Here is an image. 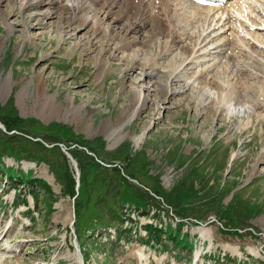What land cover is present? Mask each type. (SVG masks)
Segmentation results:
<instances>
[{
  "label": "rangeland",
  "instance_id": "1",
  "mask_svg": "<svg viewBox=\"0 0 264 264\" xmlns=\"http://www.w3.org/2000/svg\"><path fill=\"white\" fill-rule=\"evenodd\" d=\"M34 1L0 0V118L12 130L29 132L6 133L11 129L0 119L5 127H0V261L77 264L69 227L74 205L84 264H264V161L259 162L264 156V107L255 104L264 103V62L246 60L242 74L233 58L227 60L214 48L203 56L221 35L201 43L196 63L188 64L185 59L200 48L195 47L197 36L190 35L200 32L199 23L184 34L175 32L159 14L151 16V8L147 17L143 12L148 22L138 32L128 31L127 24L138 25L141 18L138 0H121L119 6L84 0L87 10L72 26L83 15L89 22L71 31L75 39L66 34L63 16L69 14L60 7L72 6L74 0L32 7ZM106 7L114 12L109 18ZM48 8L53 17L36 25ZM121 13L124 19L114 30L113 18ZM82 37L83 43H98L91 54L85 47L71 53ZM126 37L134 43L116 50ZM108 41L112 48L105 61L114 53L117 58L100 76L102 69L89 58L96 59ZM134 55L138 68L129 75L131 81L120 68ZM149 59L154 71L145 63ZM181 64L173 87L179 91L193 83L171 95L166 80L171 77L172 82ZM146 70L155 73L147 76ZM131 87L156 99L124 124V109L135 104ZM28 139L64 144L78 169L60 147L44 153ZM99 161L118 170L97 168ZM12 176L21 180L4 182ZM33 186L40 193V210L19 212L10 193L16 192L19 203L25 194L33 208L32 198L39 195L28 193ZM175 217L182 222L177 224ZM202 229L210 237L204 239Z\"/></svg>",
  "mask_w": 264,
  "mask_h": 264
},
{
  "label": "bare ground",
  "instance_id": "2",
  "mask_svg": "<svg viewBox=\"0 0 264 264\" xmlns=\"http://www.w3.org/2000/svg\"><path fill=\"white\" fill-rule=\"evenodd\" d=\"M59 1L60 0H36L32 3V7H39V6H42L43 4H46V3L49 4V6H54L55 4H58ZM62 1H64V0H62ZM75 1L77 2V4ZM89 1H88V3L91 5H93V4L98 5L101 2L102 3L104 2V6L105 5L109 6L111 3L115 2L113 4V6H119L121 0H89ZM130 1L132 3L135 2V0H126L127 4L130 3ZM138 1H139L138 2L139 7H142V9L140 10L141 18H138V21H139L138 25H134L133 23L127 24V26L129 27V28L127 27L128 31L130 30V31L138 32L140 30L139 26L146 24L148 22L147 19H145V17L143 16V12L145 11L144 13L146 16V14L151 10V8H153V12H151L150 15L153 16V15L157 14V16H158V14H159L160 16L158 17V19H160L162 22H164L166 24V26L169 27L171 30H175V32L179 31L181 33V31H182V33L184 34L185 33L184 31L188 30L187 28L189 25L199 23V25L198 24L197 25L200 29L199 28H196V29H199L200 32H198V34H197L196 31H198V30H196L193 33H190V35L194 34L195 36H197L198 39H197L195 47L198 45V46H200V48H198V49L195 48L196 50H194L193 54L191 56H189L187 59H185L184 62L187 61L188 64L189 63H196L195 59L198 56L197 53L199 52L200 49L203 50L204 45H201V43L206 42V40L208 38L213 37V36L214 37L210 38V40L219 39V37L221 35H222L221 39L218 40L216 46L209 47V49L202 51L203 56H206L209 53L211 54L212 49L214 48L219 53L221 52L224 55V57H226L227 60L229 58H233V62L235 64V66H237V67H239V65L241 66L240 69L242 70V74L245 73V71H247L246 66H248L249 63L246 60L252 59L253 61H257V62L258 61L264 62L263 61V58H264V10L261 9V6L264 5V0H242V1L238 2L235 6L229 7L226 10L225 18L222 16H218L217 14L213 13L211 9H199V8L195 7L194 4H192V6L190 8H188L186 6V3H191V2H189L187 0H161L160 1L161 5L158 6V7H160V9H158L159 13H157V11H156L157 6L155 3L157 0H138ZM132 3H131V5H132ZM125 4H126L125 2L122 4L123 7L125 6ZM87 5H88L87 3L86 4L84 3V0H74L72 6L67 5V4H64L61 6L59 5L61 8H63V11H66V13L69 14V16H66V15L63 16V18L66 19V24H67L65 29L69 28L68 30H65V31H67L66 34L70 35V36H68V38L75 39L77 37V35H76V33L70 34L71 31L72 32L75 30L77 31V29L79 27H81V26L83 27L84 25H87V23L89 22L88 17H84V15H83L77 20L79 22V25L77 24L78 26L76 25L75 27L72 26V24L75 23V21H76L75 18H77L78 14L81 11L86 9ZM23 6H24V4H23ZM24 8H27V10H28V8H30V7H28V5H25ZM49 8H48V11L46 13H40L39 16H37L38 18H36L37 19L36 25H42L44 23L43 21L46 20V18L53 17L52 16V10H50ZM107 9L108 8L106 7V10ZM171 9H173V11H171ZM106 10L104 11L105 15L107 18H109L110 16H112V14L114 12L110 8L107 11ZM128 10H130V9L128 8ZM128 10H126V11H128ZM122 13H123V11H122ZM124 14L113 18L115 24L114 25L112 24L113 25L112 29L116 30L115 26L119 24L120 20L124 19L123 18ZM143 19H145V20H143ZM178 20H179V22H178ZM176 22H178V23H176ZM197 25H195V26H197ZM121 28L125 29L124 27H121ZM112 29H110V30H112ZM109 36H110V34H109ZM111 37H112V35H111ZM188 37H190V36H188ZM68 38H65L64 41L68 40ZM113 38L115 39L116 37L113 36ZM190 38H192V37H190ZM33 39H34V37H33ZM94 39L96 40V38H94ZM126 39H127V41H125V43H123L122 41H121L122 43H117L116 50H120V49L123 50L122 48L126 49V47L128 45H131L132 43H134L132 40L128 39L127 37H126ZM90 40L91 39H88L87 42L83 43V37H82V40L80 42L76 43L75 45H73L71 47L70 52L73 54L76 53L79 47L80 48L85 47L83 50L87 53L92 52L94 49V46L97 45L98 40L96 42L95 41L91 42ZM111 40H112V38L109 39V41H111ZM109 41L103 46V48H101V50L98 49L100 52H99V55L97 56L96 59L94 57L89 58L90 62H94V64L96 63V65H98V67L100 69H102L100 76H103V75L105 76L104 71H108L109 66L111 67L112 60L115 57L117 58V55H116L117 53L116 54L114 53L113 58H111V60H109L108 62L105 61V58L109 52V48H112V47H110L112 43ZM165 49H164V51H165ZM256 49H258V50H256ZM228 50H231V51H228ZM227 53L231 56L227 57ZM257 54H261L260 59H258L259 57ZM162 55H164V54H162ZM44 57H46L45 54H44ZM136 58H138V57L135 55L133 56V59H131V56H129L128 59L130 60L129 61L130 63L126 64L127 67L125 69L120 68L122 73L124 72V74L126 76H129L130 74L135 75L134 73L136 72V68H138L135 65L136 63H138L134 60ZM252 60H249V61H251L250 62L251 64H253ZM137 61H139V59ZM151 61H152V59H149V61L145 62V63H146V65L149 63L150 68L153 69L154 63L152 64ZM225 62H227V61H225ZM140 65H142V64H140ZM143 67H145V66H143ZM182 67H183V64L179 65V67L175 69L174 72H177V73H175L174 78L172 77L173 78L172 82L169 83V78L171 79V77H169L168 80H166L167 82H166L165 87L168 88L169 92L171 91V95L176 94V92L181 93L182 88L184 89L183 91H185L187 89V87H190L192 85L191 83H193V82H188V83L186 82L183 86H181V90H179V91L173 87L175 82H179V80L177 78L178 75H176V74L181 72L180 70ZM143 69H145V68H143ZM153 71H154V69H153ZM233 71H236V70H233ZM153 73H155V72L150 73L147 70L145 71V74L147 76L154 75ZM238 74H239V72H238ZM240 77H241V79H240L241 81L243 78H245L243 76H240ZM128 79L133 81L130 76ZM169 84H171V85H169ZM192 89H194V88L192 87ZM243 90H244V87H243ZM246 90H248V89H246ZM131 91L133 92L132 99L135 101V104L131 105L127 109L126 108L124 109L125 110L124 113H126L128 115L127 121L124 124L129 123L131 120L135 119V117L140 115L143 110L149 108V104H150L151 100L156 99V97L154 98L153 96L151 97V99H148L143 94L144 90L142 88L139 89V87L138 88L137 87H131ZM262 93H264V92H262ZM240 94H241V92H240ZM215 98L216 97L213 96L212 99H215ZM255 104L258 105V109L264 107V103L261 101H258ZM78 108H79V110H81L83 108V106L81 105ZM136 112H138V115L135 114ZM263 115H264V113H263ZM111 136H113V132L111 133ZM138 138H140V137H138ZM138 138H137V140H138ZM69 159L72 160L73 164L76 165V163H75L76 160H74L72 157L71 158L69 157ZM262 161H264V156H262L259 159V162H262ZM200 232H201V235L204 239L207 237H210L209 232L207 230L202 229ZM139 251H141V249H139ZM74 255H75L76 260H77L76 263L82 264L83 257L81 256V253L79 254L75 250ZM0 264H3V263L1 262Z\"/></svg>",
  "mask_w": 264,
  "mask_h": 264
},
{
  "label": "trees",
  "instance_id": "3",
  "mask_svg": "<svg viewBox=\"0 0 264 264\" xmlns=\"http://www.w3.org/2000/svg\"><path fill=\"white\" fill-rule=\"evenodd\" d=\"M0 119H2V118H0ZM3 120V119H2ZM3 122H4V120H3ZM4 124L7 126V128H8V130L9 129H11V128H9V126H8V124L7 123H5L4 122ZM12 130V129H11ZM17 131H19V132H21L23 135L25 134V133H29V132H27V131H24L23 129H16ZM12 134H14V133H12ZM12 134L11 135H9V136H12ZM31 134V133H30ZM29 134V135H30ZM26 135V134H25ZM31 135H33V134H31ZM13 136H16V135H13ZM33 136H35V135H33ZM28 141V143H31V144H38L39 145V147H41V148H43L42 149V151L41 152H44V153H46L47 151H49V150H51V148H54V149H58L59 148V146L58 145H54V146H52V147H50V148H48V147H46L45 145H44V143H43V141L41 142H34V141H32V140H27ZM34 145V146H37V145ZM37 150V149H36ZM39 152V151H38ZM95 164L97 165V168H101V169H109L108 171H111L112 173H115L117 170H118V168L117 167H112V168H108L107 166H104V165H101V164H99V163H97V162H95ZM121 178V177H120ZM49 194H51V192H49ZM135 196L136 197H140V195H138V194H136L135 193ZM51 207V205H49V208Z\"/></svg>",
  "mask_w": 264,
  "mask_h": 264
},
{
  "label": "water",
  "instance_id": "4",
  "mask_svg": "<svg viewBox=\"0 0 264 264\" xmlns=\"http://www.w3.org/2000/svg\"><path fill=\"white\" fill-rule=\"evenodd\" d=\"M0 127L5 130V127L3 126V124L0 122ZM62 150L65 152V154L71 158L70 154L66 151V149L64 147H62Z\"/></svg>",
  "mask_w": 264,
  "mask_h": 264
}]
</instances>
